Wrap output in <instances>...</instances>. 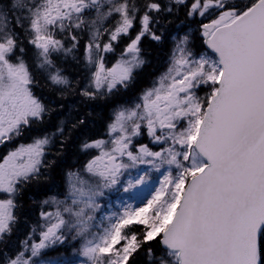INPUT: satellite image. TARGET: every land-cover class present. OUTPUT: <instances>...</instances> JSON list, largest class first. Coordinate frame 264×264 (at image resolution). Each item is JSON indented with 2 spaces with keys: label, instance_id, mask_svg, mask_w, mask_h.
Listing matches in <instances>:
<instances>
[{
  "label": "snow or ice",
  "instance_id": "obj_1",
  "mask_svg": "<svg viewBox=\"0 0 264 264\" xmlns=\"http://www.w3.org/2000/svg\"><path fill=\"white\" fill-rule=\"evenodd\" d=\"M181 9L200 18L203 50L193 30L173 37L166 70L113 111L103 136L80 142L87 158L65 171L63 199L39 201L22 237L25 190L87 117L0 156V264H264V0H0V146L54 110L35 92L38 76L62 99H108L133 85L149 63L144 39L160 43ZM69 59L85 70L82 86ZM145 189L142 206L104 213L110 193L135 200ZM65 245L71 255H45Z\"/></svg>",
  "mask_w": 264,
  "mask_h": 264
},
{
  "label": "trees",
  "instance_id": "obj_2",
  "mask_svg": "<svg viewBox=\"0 0 264 264\" xmlns=\"http://www.w3.org/2000/svg\"><path fill=\"white\" fill-rule=\"evenodd\" d=\"M162 2L166 3L167 0H162ZM178 17V21L182 26L181 28L179 27L180 29L178 30H183V28H192L194 32L193 47L198 52L202 51V40L199 36V31L196 28L198 18L191 20L193 22H188L189 20L185 16V10L181 9L178 12H174V14L168 17V19L172 21L171 23H173ZM171 23L167 24L166 28L164 29V39L160 43H156L149 39H144L142 47L144 49L145 56L149 60V63L142 70H139L136 73L135 81L131 87H129L127 90L121 89L108 99H97L94 101L84 102L78 93L65 94V98L62 99L59 93L44 87L43 79L39 76L37 77L40 79L42 86L35 89L36 94L40 96L45 101V103L53 107L54 110L51 112L49 117H46V121L43 125L34 127L30 132L22 137L19 142L27 143L34 135L54 131L59 121L62 119L67 120L69 115H71L73 120L77 116H85L87 117L88 122L79 128L73 129L70 135L67 132L65 133V135H69V139L66 142L64 150L59 154L57 153L59 152L60 141L59 139L55 141L52 151L48 157L50 160H55V164L48 173V176L45 179H42L38 185L33 184L25 190L21 200L23 204V208L21 209L22 226L20 227L22 236V233L26 232L27 230V227L24 225L23 221L26 219L28 222H33L38 217L39 201L46 199L49 196L61 197L65 191V171L68 169L79 168L85 162L87 157L78 151L80 142L85 138H97L103 136L106 125L109 122L113 111L121 105L129 106V104L134 99L139 97L140 93L144 89L148 88L153 83L155 78L163 71L165 58L168 56L172 45L171 40L168 38L170 34L175 31ZM120 49L121 47L119 46L117 51L119 52ZM114 57L115 56L109 57L108 65L110 64V61L114 59ZM63 66L65 67L70 79L73 80L74 87L77 86L75 84L76 81L80 82L79 86L84 84L83 82L85 80L84 78L86 77V73L81 65L76 64L71 59H69V61ZM204 93L205 89H200V94L204 95ZM61 105H63V107H61ZM68 127H71L70 121L68 122ZM138 142L142 143V140ZM146 144H148L147 141ZM9 147L11 146L8 145L7 150ZM3 153H5V151L2 152V154ZM33 200L36 201L35 204L33 203ZM133 227L138 228L140 226ZM16 235L18 236V234Z\"/></svg>",
  "mask_w": 264,
  "mask_h": 264
},
{
  "label": "rangeland",
  "instance_id": "obj_3",
  "mask_svg": "<svg viewBox=\"0 0 264 264\" xmlns=\"http://www.w3.org/2000/svg\"><path fill=\"white\" fill-rule=\"evenodd\" d=\"M206 20H204V22H205ZM188 22H193V21H191V20H189ZM197 30L199 29V24H200V18L198 17V20H197ZM206 22H208V20L206 21ZM182 27L181 25H179L178 27H177V29H174L175 31L174 32H172L171 34H170V36H169V38L168 39H170L171 40V43H172V45H171V50H172V48H173V44H174V41H173V37L174 36H176L177 34H179V35H183L185 32H187V31H189V30H192V28H186V29H184L183 28V30H179L178 31V29H180V28ZM135 33V32H134ZM124 46V45H123ZM171 50H170V52H169V54H168V56L165 58V61H164V68H163V71L162 72H164L165 70H166V68H167V66H168V61H169V56H170V53H171ZM115 60V57H114V59L112 60V61H110V64H109V66H111V64H112V62ZM161 72V73H162ZM160 73V74H161ZM159 74V75H160ZM86 75V74H85ZM158 75V76H159ZM85 79V78H84ZM83 83H85V80H84V82ZM138 100V97L136 98V99H134L130 104H129V106H131L133 103H135L136 101ZM142 140V143H145L146 144V141L149 143V141H148V138H147V136L145 135L143 138H139V141H141ZM8 145H6V146H2V148L4 149L5 147H7ZM10 146V145H9ZM10 148V147H9ZM8 151V150H7ZM7 151H5V153L7 152ZM4 153V154H5ZM141 168L143 169V166H141ZM151 175L155 178L154 180H153V184H157L158 185V179L160 178V174L159 173H155V172H153V173H151ZM150 189H145L144 190V193H143V197L141 198V199H131L130 198V195L129 194H124V193H110L109 195H108V197H107V201L106 202H104V201H102V204H104V213L105 214H108V213H111V212H118V211H121L122 210V207H123V203L125 202V201H127V202H129V203H132L134 206H142V203L144 202V201H146V199L147 198H150ZM64 195V194H63ZM63 195L60 197V196H58L59 198H61V199H63ZM98 215V217L100 216V214L98 213L97 214ZM38 219H39V217H37L33 222H28V223H34V222H36V221H38ZM24 225H26V227H27V230H26V232L28 231V226H27V224H24ZM22 226V225H21ZM26 232H24V233H22L23 235L26 233ZM18 234V236H20L21 235V230H19V232L17 233ZM20 234V235H19ZM21 237H22V235H21ZM77 247H78V245H77ZM60 254H64V255H71L72 254V249H71V247L69 246V245H65V246H63V247H59V248H57V249H55V250H53V251H50V252H48V253H46L45 255L46 256H51V257H55V256H57V255H60Z\"/></svg>",
  "mask_w": 264,
  "mask_h": 264
},
{
  "label": "flooded vegetation",
  "instance_id": "obj_4",
  "mask_svg": "<svg viewBox=\"0 0 264 264\" xmlns=\"http://www.w3.org/2000/svg\"><path fill=\"white\" fill-rule=\"evenodd\" d=\"M180 13V12H179ZM179 17L173 22V23H171L173 26V28L174 29H177V27L180 25V23H179ZM133 35H135V33L133 32ZM146 40V39H145ZM82 44H83V41H82ZM120 47L122 48L123 47V42L121 43V45H120ZM19 141H16V142H13V144H10V146L11 147H13V146H15V143H18ZM13 145V146H12ZM1 148H2V146H0V156H2L3 154H2V152H4V151H6L7 150V147H5L4 149L2 148V150H1Z\"/></svg>",
  "mask_w": 264,
  "mask_h": 264
}]
</instances>
